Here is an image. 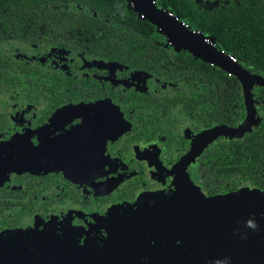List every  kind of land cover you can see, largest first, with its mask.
<instances>
[{"label":"flooded vegetation","instance_id":"af4514ba","mask_svg":"<svg viewBox=\"0 0 264 264\" xmlns=\"http://www.w3.org/2000/svg\"><path fill=\"white\" fill-rule=\"evenodd\" d=\"M233 1L198 0L206 8ZM154 27L155 42L165 49L146 53L144 67L52 42L7 43L6 55L17 66H9L0 89V264H223L227 256L171 251V242L181 247L170 232L176 227L208 248L239 245L227 264L264 263L242 255L247 243H222L219 233L189 229L177 208L189 183L206 214L264 220V86L253 88L251 131L208 141L212 129L238 128L246 120L242 83L225 71L237 79L238 96L218 98L206 95L207 78L190 85L175 79L169 63L155 69L157 59L172 64L181 49ZM202 36L228 54L212 36ZM27 137L37 172L15 167L26 157L15 147ZM173 213L179 226H171ZM129 224L141 230L131 234ZM154 229L159 232L149 233Z\"/></svg>","mask_w":264,"mask_h":264},{"label":"trees","instance_id":"16d2710c","mask_svg":"<svg viewBox=\"0 0 264 264\" xmlns=\"http://www.w3.org/2000/svg\"><path fill=\"white\" fill-rule=\"evenodd\" d=\"M127 1L0 0V89L6 87L12 73L9 66H17L15 59L6 55L8 42H52L132 66L150 63L146 53L154 47L165 48L155 42L159 35L154 25L127 5ZM154 1L175 18L191 24V31L209 34L228 54L251 71L264 75V0H232L233 3H218L211 8L200 5L198 0ZM180 49L172 64L166 57L164 61L157 59L154 68L163 71V66L169 63L177 80H186L190 85H195L198 78L211 81L208 87L204 86L207 96L237 98L236 78L213 69L189 50ZM253 138L250 135L251 148L255 144ZM262 140L264 143V134ZM250 158L251 162L255 160L251 149Z\"/></svg>","mask_w":264,"mask_h":264},{"label":"water","instance_id":"95a60500","mask_svg":"<svg viewBox=\"0 0 264 264\" xmlns=\"http://www.w3.org/2000/svg\"><path fill=\"white\" fill-rule=\"evenodd\" d=\"M131 4H133V8L139 13L140 16H145L148 18L154 25H156L160 31L166 33L171 39L177 43V48H185L192 52L197 57H200L214 65L219 66L221 69L226 71L229 74H233L238 77L240 82L242 83L244 96L248 99V105H250V111L244 123L238 128H231L228 126H219L212 129L206 135V139L211 141L221 134L228 135L230 137L233 136H241L245 132L251 131L253 125L256 123V109L253 101V88L255 85L264 86V75L258 74L247 69L243 64L237 61L233 56L226 54L218 47L214 46L213 43L209 41H205V37L200 33H195L190 31L185 26L177 23L171 16L168 15L166 11L160 9L158 5L153 2V0H128ZM187 183L186 192H183L185 201L182 200L181 205L177 208L184 213L181 214V218L186 219V226H198L203 230H209V232L219 233L223 235L219 238L222 243H227L230 241H234L238 244L247 243V247L244 245L241 248H245L246 253L242 254L247 257H259L264 261V220L253 218L259 224V230L253 231L251 229H243V225L246 220L250 217H240V216H223V214H214V212L210 214H206L204 210L196 205V198L194 195V189L192 185ZM190 188V189H189ZM256 194H252V202L256 200ZM251 197V196H250ZM192 203L191 205H183L185 202ZM130 214L131 209H125ZM161 217V215H160ZM252 218V217H251ZM123 224V222H122ZM131 231L129 233L134 234L135 231H140V228H135L130 225ZM171 226H179V220L176 218V214L173 213ZM195 231L191 226L188 227ZM241 229L242 231L247 232V239H242L240 234L237 232V229ZM192 231V232H193ZM157 229L150 231L149 233H158ZM172 237L176 239L179 243H181V247L179 245L172 247V242L170 243V250L174 251L177 255L185 256V257H220V256H231V250H237V246L231 245L221 248L214 247L208 248L206 246L200 245V242L194 238H190L186 235V233L176 227L170 230ZM233 237V238H231ZM217 240V239H216ZM121 241L119 238H115L114 242ZM149 241L153 242V239H149ZM254 245V247H250V245ZM152 247H157L156 243L151 244ZM126 247H122L124 250ZM181 250V254L178 251ZM222 250V253L219 251ZM112 251L117 252L119 255L120 249H112ZM146 255V254H144ZM163 255V254H161ZM149 256H156V254H149ZM188 263V262H187ZM264 264V263H263Z\"/></svg>","mask_w":264,"mask_h":264},{"label":"rangeland","instance_id":"374dc122","mask_svg":"<svg viewBox=\"0 0 264 264\" xmlns=\"http://www.w3.org/2000/svg\"><path fill=\"white\" fill-rule=\"evenodd\" d=\"M23 47L24 46H20L19 48L22 49ZM84 111H86V110L84 109V110H81L80 112H84ZM30 141H31V138L27 137V138H25L24 141L20 142L15 147L17 149L14 152H18L21 155H23V154L26 155V157H24L18 161V163L15 167L18 170H31L33 172H37L36 171L37 168H35V166H36V161L38 160V157H37V153H35L33 150L30 149V146H29ZM3 154L5 155L6 153H3ZM8 160H9V163L11 165V161L9 158H8ZM10 165H9V167H10ZM3 180L4 179H2V181ZM218 199H221V198H218Z\"/></svg>","mask_w":264,"mask_h":264},{"label":"clouds","instance_id":"9594fccd","mask_svg":"<svg viewBox=\"0 0 264 264\" xmlns=\"http://www.w3.org/2000/svg\"><path fill=\"white\" fill-rule=\"evenodd\" d=\"M243 229H251L253 231H258L259 230V224L257 223V221L253 218H249L248 220L245 221L244 225H243ZM237 232L240 234L242 239H247V232L246 231H242L241 229H237ZM228 258L225 257L223 258V264H227Z\"/></svg>","mask_w":264,"mask_h":264}]
</instances>
